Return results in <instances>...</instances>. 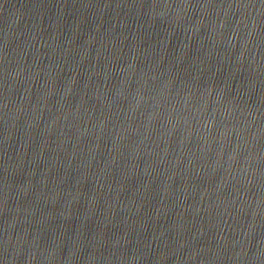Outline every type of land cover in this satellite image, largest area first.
Listing matches in <instances>:
<instances>
[{"label":"water","instance_id":"obj_1","mask_svg":"<svg viewBox=\"0 0 264 264\" xmlns=\"http://www.w3.org/2000/svg\"><path fill=\"white\" fill-rule=\"evenodd\" d=\"M0 264H264V0H0Z\"/></svg>","mask_w":264,"mask_h":264}]
</instances>
